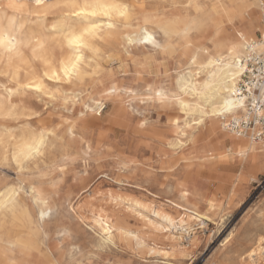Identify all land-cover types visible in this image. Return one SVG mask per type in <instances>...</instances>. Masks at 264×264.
<instances>
[{
    "label": "snow or ice",
    "instance_id": "snow-or-ice-1",
    "mask_svg": "<svg viewBox=\"0 0 264 264\" xmlns=\"http://www.w3.org/2000/svg\"><path fill=\"white\" fill-rule=\"evenodd\" d=\"M218 165L264 186V0H0V264H188Z\"/></svg>",
    "mask_w": 264,
    "mask_h": 264
},
{
    "label": "rangeland",
    "instance_id": "rangeland-1",
    "mask_svg": "<svg viewBox=\"0 0 264 264\" xmlns=\"http://www.w3.org/2000/svg\"><path fill=\"white\" fill-rule=\"evenodd\" d=\"M218 167L220 166L218 165ZM224 167H220V170L214 174V179L217 177L220 179H216V183L208 188L211 196L219 194L218 199L221 202L217 204L216 211L211 216H207L206 212H202L201 216L205 217L203 226L194 227L190 233L184 232L182 234L184 239L181 240L180 246L187 252L188 264H198V262L203 264L201 261L203 254L207 252L211 256L216 253L223 246L228 234L229 236L233 235L234 230L236 233L234 239L237 236L239 237V239H236L238 250L242 251L246 240L244 236H240L241 230L237 229V225L244 219L248 211V208L245 207V199L249 196L257 199L264 196V186L261 185V181L257 178L255 184L251 185V187L242 190L238 189L242 197L239 202H234L232 199L224 202V188L228 187L230 179L225 174Z\"/></svg>",
    "mask_w": 264,
    "mask_h": 264
},
{
    "label": "bare ground",
    "instance_id": "bare-ground-1",
    "mask_svg": "<svg viewBox=\"0 0 264 264\" xmlns=\"http://www.w3.org/2000/svg\"><path fill=\"white\" fill-rule=\"evenodd\" d=\"M230 145V144H229ZM230 147H231V145H230ZM220 181V180H219ZM222 181V180H221ZM222 184V183H221ZM223 185V184H222ZM242 190V189H241ZM240 191V190H239ZM240 194V193H239ZM228 236H229V234H228ZM228 236L225 238V240L228 238Z\"/></svg>",
    "mask_w": 264,
    "mask_h": 264
}]
</instances>
